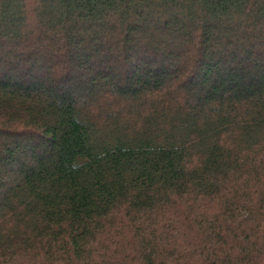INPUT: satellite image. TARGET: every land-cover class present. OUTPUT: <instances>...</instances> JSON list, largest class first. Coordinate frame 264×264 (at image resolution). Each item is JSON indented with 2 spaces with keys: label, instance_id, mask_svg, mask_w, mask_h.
Returning <instances> with one entry per match:
<instances>
[{
  "label": "trees",
  "instance_id": "obj_1",
  "mask_svg": "<svg viewBox=\"0 0 264 264\" xmlns=\"http://www.w3.org/2000/svg\"><path fill=\"white\" fill-rule=\"evenodd\" d=\"M0 264H264V0H0Z\"/></svg>",
  "mask_w": 264,
  "mask_h": 264
}]
</instances>
